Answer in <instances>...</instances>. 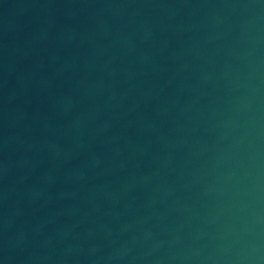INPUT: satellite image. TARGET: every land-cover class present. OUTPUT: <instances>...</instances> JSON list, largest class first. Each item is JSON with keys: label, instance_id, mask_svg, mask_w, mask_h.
Returning <instances> with one entry per match:
<instances>
[{"label": "water", "instance_id": "obj_1", "mask_svg": "<svg viewBox=\"0 0 264 264\" xmlns=\"http://www.w3.org/2000/svg\"><path fill=\"white\" fill-rule=\"evenodd\" d=\"M0 264H264V0H0Z\"/></svg>", "mask_w": 264, "mask_h": 264}]
</instances>
